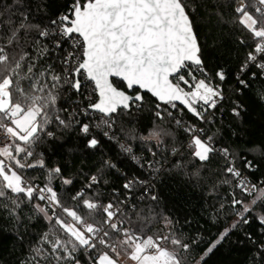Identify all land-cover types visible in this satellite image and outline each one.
<instances>
[{"label": "snow or ice", "instance_id": "snow-or-ice-1", "mask_svg": "<svg viewBox=\"0 0 264 264\" xmlns=\"http://www.w3.org/2000/svg\"><path fill=\"white\" fill-rule=\"evenodd\" d=\"M33 6L37 12H47V0H9L0 7V209L18 219L22 205H30L34 216L47 222L49 230L32 250L33 261L124 264L126 257L131 264H189L190 259L191 264H203L204 257L229 232L248 224L254 209L264 205V183H252L242 175L233 153L218 147L216 134H209L211 129L176 119L170 110L177 109L179 102L201 124H212L215 110L228 99L223 88L228 79L225 69H218L214 77L206 72L191 18L195 6L188 0H72L62 14L32 18ZM227 7L233 22L241 27L237 44L250 49L235 73L238 85L247 87L243 76L250 66L264 73V0H227ZM227 23L224 21L225 26ZM66 44L72 50L57 56L63 65L57 71L47 60ZM195 73L204 78L197 79ZM113 77L122 84H115ZM84 81L94 84L98 101L83 108L79 104L60 106L64 89L84 96ZM145 93L167 106L156 104V118L174 119L175 126L188 137L187 144H178L173 131L159 125L139 136L153 157L147 167L159 174L167 157H156L168 151L181 157L175 167L199 182L202 172L219 156L224 163L215 175L223 177L220 186L233 187L231 206L237 220L220 233L199 261L192 256L195 238L177 235L170 217L154 214L152 209L145 215V210L131 203L137 199L138 186L139 200L158 201L151 183L125 176L122 189L127 195L121 198L123 193L115 187L109 195L107 176L116 165L102 161L103 167L86 175L77 189L76 181L66 177L62 167L48 168L43 152L38 151L47 140L56 139L57 131L75 129L86 138L87 148L97 149L100 141L82 117L101 113L103 119L96 128L110 129L121 114L131 115L141 108ZM241 107L236 104L233 115L239 116ZM103 134L108 136L107 131ZM168 140L173 142L170 149ZM120 148L140 164L129 145ZM184 159L190 160L195 171L187 170ZM157 164L160 167H155ZM244 166L251 169L253 164L246 161ZM36 168L47 169L43 186L26 174ZM57 179L64 186L63 193L53 186ZM216 187L213 185V190ZM236 190L251 199H237ZM256 219L264 225V212ZM157 223L162 227L153 231ZM260 248L264 250V245Z\"/></svg>", "mask_w": 264, "mask_h": 264}, {"label": "trees", "instance_id": "trees-1", "mask_svg": "<svg viewBox=\"0 0 264 264\" xmlns=\"http://www.w3.org/2000/svg\"><path fill=\"white\" fill-rule=\"evenodd\" d=\"M7 3L9 0H0V7ZM71 3L72 0H47V12H37L33 6L32 18L62 14L68 10ZM188 3L196 8L191 18L201 45L206 72L214 77L218 69H225L228 79L224 82L223 88L228 99L215 110L212 124H201L179 105L177 109L170 110L176 119L211 129L209 134H216L218 147L228 148L241 170L246 171L256 182L264 183V74L259 68L250 66L249 71L243 76L247 81V87L238 85L235 73L250 49L237 44V38L241 36L242 31L240 25L233 22L227 0H188ZM224 21H228L227 26L224 25ZM244 35L246 36L247 33ZM71 50L66 44L63 51L57 50L52 53L47 63L53 64L56 70L60 71L63 65L59 63L57 56ZM84 83L86 85L84 96L74 94L70 89H64L59 105L72 108L79 104L83 108L89 102H97L98 95L93 91L94 84L89 81ZM114 83L122 84L118 80H114ZM233 89L237 91L233 92ZM144 95V104L138 111L134 109L131 115L121 114L115 119L112 125L113 139H107L101 129L96 128V123L102 120L103 114L91 112L90 117H82L84 123H90L92 135L100 141L97 149L87 148L86 138L75 129L63 133L57 131L56 139L47 140L38 151L43 152L48 168L62 167L64 175L76 181L74 188L77 189L83 186L86 175L94 174L103 167L102 161H110L116 165V169L111 170V174L107 176L109 184L106 186V191L109 195L113 187L123 193L121 198L127 195L122 189L125 176L139 177L151 183L152 194L159 197L158 201L153 202L148 198L139 200L141 189L138 186L137 199L131 203L137 204L138 209L145 210V215L148 214V209H152L154 214L170 217L177 235H181L186 240L195 238L197 244L193 248L192 256L199 261L220 233L230 228L237 220L231 206L230 193L233 187L220 186L223 177L215 175L224 163L219 156L208 165V171L202 172V179L199 182L190 179L185 170L176 168L175 164L181 157H173L168 151L156 157L157 160L167 157V162L164 163L163 170L159 174L147 167L145 161L153 157L147 152V145L139 139V136L147 135L150 129L159 125L171 129L178 144H187L188 137L175 126L174 119L166 117L163 121L158 120L155 116L157 110L155 106L160 102L149 94ZM236 104L242 106L239 116L233 115L232 112ZM164 107L167 106L161 103V108ZM120 142H126L135 153L143 155V161L140 163L144 165L143 168L121 150ZM172 143L168 140L169 149ZM246 161L252 162L251 169L244 166ZM183 163L188 171H195L191 168L189 159H184ZM158 166L160 165H155ZM199 167L200 165L197 164V168ZM26 174L36 185L43 186L47 181V169H28ZM213 185H217L215 190ZM53 186L58 192H64V186L59 179L53 181ZM236 198H242L245 202L251 199L242 196L239 190H236ZM221 204L224 205L223 208ZM237 210L242 211V209ZM261 212H264V205H258L254 209L248 217V224H241L229 232L225 240L204 257L203 264H264V250L260 248V245H264V225L256 219ZM161 227L162 225L157 223L153 231ZM48 230L47 222L34 216L30 205H22L18 219L0 209V264H35L32 250L38 245L40 236ZM41 264L47 262L42 260Z\"/></svg>", "mask_w": 264, "mask_h": 264}, {"label": "built area", "instance_id": "built-area-1", "mask_svg": "<svg viewBox=\"0 0 264 264\" xmlns=\"http://www.w3.org/2000/svg\"><path fill=\"white\" fill-rule=\"evenodd\" d=\"M186 74V73H185ZM264 74V73H263ZM195 75L197 76V79H202V78H204L200 73H195ZM213 82L214 83H217L216 81H214L213 80ZM103 119V118H102ZM101 121H97V123L96 124H98V123H100ZM99 129H101V131L104 133L105 131H107L108 132V136H105L104 134V136L107 138V139H109V137H112L111 139H113V136H114V134H113V126L109 129V128H105V127H101V128H99ZM3 141H0V143H2ZM121 144H126V145H128L126 142H120V145ZM131 147V146H130ZM132 148V147H131ZM132 150H133V154H135L138 158H140V163L143 161V155L142 154H137V153H135V151H134V149L132 148ZM153 159H148V160H146L145 161V163L146 164H148V162L149 161H152ZM134 161V160H133ZM158 167H160V166H158ZM241 170V169H240ZM241 172H242V175L244 176V177H246L248 180H250L252 183H258V182H256L254 179H252L251 177H250V175L246 172V171H243V170H241ZM39 186H41V185H39Z\"/></svg>", "mask_w": 264, "mask_h": 264}, {"label": "water", "instance_id": "water-1", "mask_svg": "<svg viewBox=\"0 0 264 264\" xmlns=\"http://www.w3.org/2000/svg\"><path fill=\"white\" fill-rule=\"evenodd\" d=\"M112 80H113V82H114V80H118V78H115V77H113L112 78ZM119 81V80H118ZM145 94H149V95H151L150 93H145ZM97 95H98V93H97ZM154 98V97H153ZM98 99H99V97H98ZM154 99H156V98H154ZM98 101V100H97ZM159 102V101H158ZM161 103V102H160ZM177 103V105H179V106H181L182 108H183V106L182 105H180L179 104V102H176ZM186 110V109H185ZM187 111V110H186ZM96 113H98V112H96ZM189 113V112H188ZM99 114H101V113H99ZM189 114H191V113H189ZM192 115V114H191ZM193 116V115H192Z\"/></svg>", "mask_w": 264, "mask_h": 264}, {"label": "rangeland", "instance_id": "rangeland-1", "mask_svg": "<svg viewBox=\"0 0 264 264\" xmlns=\"http://www.w3.org/2000/svg\"><path fill=\"white\" fill-rule=\"evenodd\" d=\"M123 259H124V264H131V262H129L126 257H124Z\"/></svg>", "mask_w": 264, "mask_h": 264}]
</instances>
